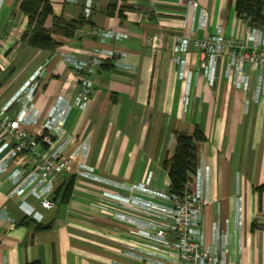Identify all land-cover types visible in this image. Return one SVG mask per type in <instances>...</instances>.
Returning <instances> with one entry per match:
<instances>
[{"label": "crops", "instance_id": "crops-1", "mask_svg": "<svg viewBox=\"0 0 264 264\" xmlns=\"http://www.w3.org/2000/svg\"><path fill=\"white\" fill-rule=\"evenodd\" d=\"M20 2L0 0V114L16 116L21 103L14 101L15 95L41 71L32 102L37 122L25 127L30 134L42 131L43 118L57 97L71 105L76 99L78 76L63 60V52L78 59L113 52L114 58H105L93 75L88 107L83 111L71 108L63 124L73 137L63 153L68 155L81 144L86 147L52 180L55 191L74 177L66 204L55 203L47 210L28 197L27 204L41 214L42 221L26 218L19 207L21 199L10 193L31 167L18 157L0 171V264L163 260L162 253L151 249V241L139 233L140 227L155 220L121 208L112 198L127 192L106 182L79 178L76 172L84 163L105 181L126 186L149 183L168 192L162 160L171 157L178 134L192 135L197 129L204 137L197 144V169H206L208 180L205 243L225 244L230 262L264 264V229H251L253 223L264 224V196L256 190L264 184V67L245 65L249 85L241 89L233 85V74L226 72L228 52L215 59L210 79L200 67V53L190 45L188 53L180 56L185 60L186 80L178 77L180 66L173 53L175 43L189 30L186 15L198 21L200 9L207 14L205 34L220 29L225 37L235 35L250 46L247 38L253 29L236 17L235 0H92L88 14V0L76 4L51 0L55 16L69 21L81 15L87 22L72 38L54 37L59 46L52 51L32 49L20 41L27 27ZM111 2L115 10L108 16ZM50 26L48 18L45 28ZM95 29L123 33L127 38L100 41L91 34ZM261 32L264 43V29ZM9 142L0 152V164L12 150ZM20 167L23 171L15 182L9 177ZM116 214L140 222L136 226L118 221ZM37 225L48 228L39 230Z\"/></svg>", "mask_w": 264, "mask_h": 264}, {"label": "built area", "instance_id": "built-area-1", "mask_svg": "<svg viewBox=\"0 0 264 264\" xmlns=\"http://www.w3.org/2000/svg\"><path fill=\"white\" fill-rule=\"evenodd\" d=\"M65 2L76 4L78 0H65ZM91 2L92 0L87 2V14ZM194 7H196L195 4L192 5V9ZM197 17L198 21H195L193 16L186 15L185 22L187 24L189 22V30L173 46L174 59L180 66L179 79L186 80L185 78L188 77L185 74V60H181L180 56L186 55L191 45L200 53L202 57L200 67L205 70L210 79L214 76L215 59L228 52L229 71L226 72L233 74L232 83L235 87L247 89L249 78L244 71L245 65L249 64L258 69L264 67L262 32L257 29L251 31L247 38L250 42L249 46L236 39L235 35L225 37L220 29L213 34H205L207 14L200 9ZM91 34L100 41H120L127 38L126 34L104 29H95ZM107 57L114 58V53H100L87 59H78L73 54L62 53L63 60L78 76L77 96L72 105L68 100L57 97L46 112L41 123L42 131L37 136L30 134L25 127L37 122L38 111L34 109L32 102L39 86L38 77L41 71L40 73L37 71L30 80L26 81L15 95L14 101L21 103L16 116L2 117L0 114V130H2L0 152L7 146L8 141L12 145L9 155L0 164V171L5 170L9 162L18 157L24 159L31 167L10 193V196L21 199L19 207L26 218L37 222L42 221L41 214L27 204L28 197L36 199L42 209L48 210L56 206L52 198L54 193L52 180L61 176L73 157L82 155L86 151L85 144H81L72 153L68 155L63 153L73 139L65 132L63 124L71 108L83 111L88 107L93 92V75ZM22 169V167L16 169L9 178L17 182ZM205 173L206 169L204 171L201 168L197 169L181 196L156 190L149 183L126 186L105 181L84 163L78 165L76 175L90 181L106 182L114 188L127 192V195L115 193L112 198L120 202L121 208L155 220L140 227L139 233L151 241L148 244L151 249L162 253L163 260L147 261V264H237L227 259L225 244L217 243L208 246L205 243L203 212L209 202L206 191L208 180ZM134 193L147 195L154 201L144 200ZM115 219L134 225L140 222L139 219L124 214H116ZM149 230L152 232H148Z\"/></svg>", "mask_w": 264, "mask_h": 264}, {"label": "trees", "instance_id": "trees-1", "mask_svg": "<svg viewBox=\"0 0 264 264\" xmlns=\"http://www.w3.org/2000/svg\"><path fill=\"white\" fill-rule=\"evenodd\" d=\"M20 12L27 18V27L20 41L32 49L52 51L59 46L54 37L72 38L78 28L87 24L81 15L75 20H65L63 16H55L51 0H21ZM115 4L111 2L107 15L112 16ZM236 17L243 20L250 28L262 31L264 29V0H235ZM121 17V9L118 12ZM51 19L49 29L45 28L47 19ZM101 66V65H100ZM110 65L107 67L109 69ZM203 134L197 129L192 135L178 134L170 158L162 160V166L169 178L171 195L181 196L185 186L190 183L197 170V144L203 140ZM74 177L70 176L53 194V201L58 205L66 204L72 195ZM257 192L264 196V184ZM23 221H29L24 219ZM43 228H48L43 227ZM40 225L36 229H43ZM251 229H264V224L253 223Z\"/></svg>", "mask_w": 264, "mask_h": 264}, {"label": "rangeland", "instance_id": "rangeland-1", "mask_svg": "<svg viewBox=\"0 0 264 264\" xmlns=\"http://www.w3.org/2000/svg\"><path fill=\"white\" fill-rule=\"evenodd\" d=\"M40 85V84H39Z\"/></svg>", "mask_w": 264, "mask_h": 264}]
</instances>
